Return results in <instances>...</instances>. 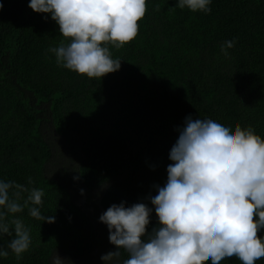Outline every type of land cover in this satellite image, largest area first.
I'll list each match as a JSON object with an SVG mask.
<instances>
[{
    "label": "trees",
    "instance_id": "16d2710c",
    "mask_svg": "<svg viewBox=\"0 0 264 264\" xmlns=\"http://www.w3.org/2000/svg\"><path fill=\"white\" fill-rule=\"evenodd\" d=\"M146 3L136 38L107 45L120 69L99 79L57 64L48 50L69 41L50 14L0 0V179L42 188L41 213L55 217L45 223L25 208L30 249L19 260L9 250L0 264H51L55 250L71 264H104L91 257L117 250L99 223L112 204L145 203L147 232L158 228L148 197L167 181L188 116L252 126L264 139V0H211L208 14L173 8L176 0ZM234 38L226 57L221 45ZM78 189L87 205L75 201Z\"/></svg>",
    "mask_w": 264,
    "mask_h": 264
},
{
    "label": "clouds",
    "instance_id": "9594fccd",
    "mask_svg": "<svg viewBox=\"0 0 264 264\" xmlns=\"http://www.w3.org/2000/svg\"><path fill=\"white\" fill-rule=\"evenodd\" d=\"M210 4L176 0L173 8L208 14ZM28 7L50 14L68 39L48 50L57 64L99 79L121 67V59H113L107 45L119 49L136 38L138 21L147 12L146 0H29ZM235 43V38L225 41L221 52L227 57ZM178 131L169 152L167 181L148 197L159 227L147 232L152 208L145 203L112 204L99 222L107 226L109 242L117 250L100 259L119 264L123 249L128 258L122 264H220L231 257L255 264L264 258V237L258 235L264 229V139L252 126L237 123L233 128L191 116ZM44 195L42 188L0 179V237L11 238L7 249L0 246V257L7 258L10 250L19 260L30 249V228L18 215L25 208L36 220L55 222L54 216L41 213ZM51 264L71 262L55 250Z\"/></svg>",
    "mask_w": 264,
    "mask_h": 264
},
{
    "label": "rangeland",
    "instance_id": "374dc122",
    "mask_svg": "<svg viewBox=\"0 0 264 264\" xmlns=\"http://www.w3.org/2000/svg\"><path fill=\"white\" fill-rule=\"evenodd\" d=\"M66 165H67V167L68 166H71V164L69 163V162H67L66 164H63V166L62 167H66ZM54 169H56V166H52L51 167V170H54ZM74 199H75V201L78 203V204H80V205H87V199L85 198V194H83V192H81V190H76L75 191V196H74ZM100 223V225H102L104 228H107V226L105 225V224H103V223H101V222H99ZM109 249H111V250H113L114 249V247H109ZM101 253V251H96L95 253H94V255H92V257L91 258H93V262L95 263V262H98V261H100L101 259H100V257L98 256L99 254ZM98 256V257H97ZM102 261V260H101Z\"/></svg>",
    "mask_w": 264,
    "mask_h": 264
}]
</instances>
